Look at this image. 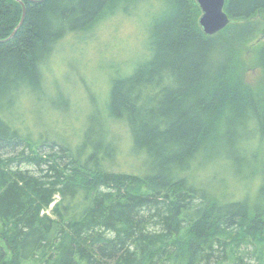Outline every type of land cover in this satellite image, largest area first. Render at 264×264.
Listing matches in <instances>:
<instances>
[{
  "label": "trees",
  "instance_id": "obj_1",
  "mask_svg": "<svg viewBox=\"0 0 264 264\" xmlns=\"http://www.w3.org/2000/svg\"><path fill=\"white\" fill-rule=\"evenodd\" d=\"M22 1L13 35L23 6L0 0V264H226L233 254L234 264H264L263 204L220 200L191 176L200 161L228 158L209 151L224 130L254 125L264 136V41L252 44L264 0H225L231 23L213 36L196 0ZM144 2L160 4L151 54L112 79L108 112L128 126L146 172L111 169L117 147L106 130L90 154L85 145L75 156L12 126L8 112L25 91L41 92L60 41ZM252 61L261 77L251 83ZM245 153L232 165L246 167Z\"/></svg>",
  "mask_w": 264,
  "mask_h": 264
},
{
  "label": "rangeland",
  "instance_id": "obj_2",
  "mask_svg": "<svg viewBox=\"0 0 264 264\" xmlns=\"http://www.w3.org/2000/svg\"><path fill=\"white\" fill-rule=\"evenodd\" d=\"M145 3L128 13L105 17L86 33L72 34L60 41L44 69L45 82L41 92L36 96L25 91L12 110L13 114L8 112L6 119L11 120L12 126L22 133H31L34 140H55L75 156L85 145L90 154L101 144L103 130H106L117 147L111 169L134 174L146 172L147 160L134 152L128 126L111 118L108 112L112 79L118 72L120 75L132 73L150 57L149 32L152 20L160 12V4ZM263 33L264 23L253 45L264 41ZM253 56L249 54V59L253 60ZM251 64L248 77L252 83L261 77V70L256 68L254 61ZM255 128L251 125L246 129L235 127L234 131H223V134H229L228 138L220 144H211L209 151H223L228 158L221 154L212 162H199L191 173L198 189L210 192L220 200H249L252 205L260 202L264 207V136ZM90 130L92 135L87 139ZM49 145L51 143L46 144ZM46 146L41 151L48 150ZM22 149L5 157L20 153ZM243 151L247 152V158L242 162L247 166L237 168L232 165V159ZM87 153L81 160H85ZM228 153L236 156L230 157V161ZM21 168L37 172L35 167L26 164ZM259 246L264 255V243ZM235 259L233 254L226 264H234Z\"/></svg>",
  "mask_w": 264,
  "mask_h": 264
},
{
  "label": "water",
  "instance_id": "obj_3",
  "mask_svg": "<svg viewBox=\"0 0 264 264\" xmlns=\"http://www.w3.org/2000/svg\"><path fill=\"white\" fill-rule=\"evenodd\" d=\"M17 1L21 2L23 6V16L20 25L17 27L13 35L23 24L27 13V8L24 1L22 0H17ZM196 1L202 11V15L199 19V25L201 26L204 34L208 36L216 35L230 25L231 18L225 10V5H226L225 0H196Z\"/></svg>",
  "mask_w": 264,
  "mask_h": 264
}]
</instances>
